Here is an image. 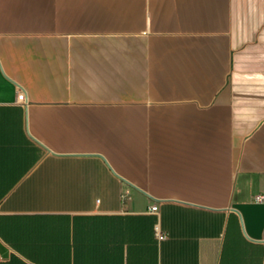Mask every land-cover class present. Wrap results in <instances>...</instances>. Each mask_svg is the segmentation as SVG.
Listing matches in <instances>:
<instances>
[{
    "label": "crops",
    "instance_id": "obj_1",
    "mask_svg": "<svg viewBox=\"0 0 264 264\" xmlns=\"http://www.w3.org/2000/svg\"><path fill=\"white\" fill-rule=\"evenodd\" d=\"M257 195L264 0H0V264H264Z\"/></svg>",
    "mask_w": 264,
    "mask_h": 264
},
{
    "label": "built area",
    "instance_id": "obj_2",
    "mask_svg": "<svg viewBox=\"0 0 264 264\" xmlns=\"http://www.w3.org/2000/svg\"><path fill=\"white\" fill-rule=\"evenodd\" d=\"M18 99H19L22 103H24V104L27 103L26 97H25V95H24L23 92H19V93H18ZM254 199L257 200V201H262V200L264 199V196H262V195H257V196H255ZM151 210H153V211L157 210V206H156V205H152V206H151ZM156 234H157V236H158L159 238H163V237L165 236L162 232H160V231L158 230L157 227H156Z\"/></svg>",
    "mask_w": 264,
    "mask_h": 264
}]
</instances>
